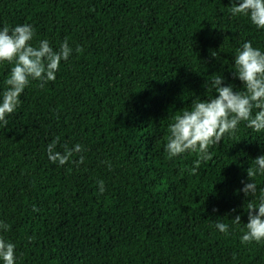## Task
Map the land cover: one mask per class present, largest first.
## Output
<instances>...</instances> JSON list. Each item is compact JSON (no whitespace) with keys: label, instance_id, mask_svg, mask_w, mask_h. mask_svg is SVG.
Listing matches in <instances>:
<instances>
[{"label":"trees","instance_id":"1","mask_svg":"<svg viewBox=\"0 0 264 264\" xmlns=\"http://www.w3.org/2000/svg\"><path fill=\"white\" fill-rule=\"evenodd\" d=\"M230 7L231 0H0V28L30 23L34 44L47 39L58 49L67 39L73 48L55 81H32L0 126V221L10 225L0 236L16 245V264H264V242H240L247 204L257 201L238 191L264 154V131L241 122L194 175V153L165 152L172 117L215 94L213 74L244 90L232 75L236 49L251 41L264 51V29ZM10 69L0 63V93ZM57 136L58 151L86 149L82 164L49 160ZM254 179L258 195L264 176ZM217 221L229 224L228 235Z\"/></svg>","mask_w":264,"mask_h":264},{"label":"clouds","instance_id":"2","mask_svg":"<svg viewBox=\"0 0 264 264\" xmlns=\"http://www.w3.org/2000/svg\"><path fill=\"white\" fill-rule=\"evenodd\" d=\"M233 17H248L258 29H264V0H231L229 9ZM35 28L30 23L8 25L0 28V63L7 62L11 69L5 80V88L0 93V126L7 127V117L21 105V95L32 81H38L40 87L55 81L62 61H67L73 53L67 39L54 49L47 39L35 44ZM75 51L83 49L76 46ZM217 57L215 53H212ZM233 62V78H238L243 91L234 90L232 84H225L223 75L210 77V88L215 94L206 99H195L188 108H184L172 117L168 125L165 152L166 159H173L185 153H194L197 159L189 169L196 174L200 164L213 160L210 147L219 145L225 135L235 136L241 122L254 132L264 131V51L253 47L251 41H245L236 49ZM208 81H205V85ZM60 137L54 138L46 148L49 160L63 166L69 162L82 164L86 149L79 143L69 147H57ZM78 156V159L74 157ZM111 167V164L108 165ZM248 182L242 191L245 196L255 197L257 202L247 204V223L240 229L241 244L264 242V188L257 195V175L264 176V154L257 155L246 169ZM98 191L103 193L105 185L98 181ZM215 211V209H214ZM234 211V210H233ZM232 223L239 225L241 216L236 215ZM10 225L0 221V230H9ZM215 228L225 235L229 234V224L217 221ZM31 239V238H29ZM16 245L0 236V260L3 264H16Z\"/></svg>","mask_w":264,"mask_h":264}]
</instances>
